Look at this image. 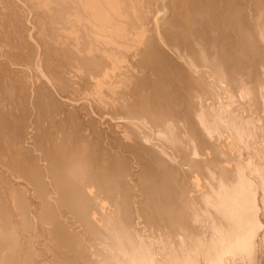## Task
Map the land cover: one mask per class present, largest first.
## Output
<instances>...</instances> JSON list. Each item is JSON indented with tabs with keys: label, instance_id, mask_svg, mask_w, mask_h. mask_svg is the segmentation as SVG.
Wrapping results in <instances>:
<instances>
[{
	"label": "bare ground",
	"instance_id": "1",
	"mask_svg": "<svg viewBox=\"0 0 264 264\" xmlns=\"http://www.w3.org/2000/svg\"><path fill=\"white\" fill-rule=\"evenodd\" d=\"M0 264H264V0H0Z\"/></svg>",
	"mask_w": 264,
	"mask_h": 264
}]
</instances>
